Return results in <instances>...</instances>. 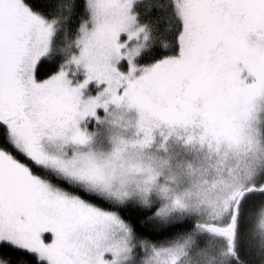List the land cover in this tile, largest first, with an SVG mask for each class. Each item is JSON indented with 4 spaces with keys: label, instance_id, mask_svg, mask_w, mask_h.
<instances>
[{
    "label": "snow or ice",
    "instance_id": "obj_1",
    "mask_svg": "<svg viewBox=\"0 0 264 264\" xmlns=\"http://www.w3.org/2000/svg\"><path fill=\"white\" fill-rule=\"evenodd\" d=\"M0 264H264V0H0Z\"/></svg>",
    "mask_w": 264,
    "mask_h": 264
}]
</instances>
